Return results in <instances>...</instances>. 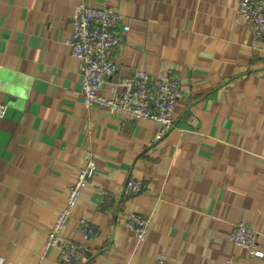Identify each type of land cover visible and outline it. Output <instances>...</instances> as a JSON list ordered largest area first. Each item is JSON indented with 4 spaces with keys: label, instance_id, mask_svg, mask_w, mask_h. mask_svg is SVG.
Masks as SVG:
<instances>
[{
    "label": "crops",
    "instance_id": "crops-1",
    "mask_svg": "<svg viewBox=\"0 0 264 264\" xmlns=\"http://www.w3.org/2000/svg\"><path fill=\"white\" fill-rule=\"evenodd\" d=\"M80 5L112 6L129 25L102 93L135 70L178 76L169 130L83 104L81 62L66 44ZM237 6L0 0V264H65L46 237L86 151L96 170L62 232L83 241L76 217L93 224L79 264H264V43ZM128 178L144 189L128 193ZM129 211L151 218L140 242ZM239 222L262 256L230 241Z\"/></svg>",
    "mask_w": 264,
    "mask_h": 264
},
{
    "label": "built area",
    "instance_id": "built-area-1",
    "mask_svg": "<svg viewBox=\"0 0 264 264\" xmlns=\"http://www.w3.org/2000/svg\"><path fill=\"white\" fill-rule=\"evenodd\" d=\"M237 10L248 24L252 39L264 43V0H238ZM120 25L121 30L118 27ZM128 28L122 14L112 6L78 7L73 31L66 44L71 55L81 62L83 104L89 107L98 103L111 113L157 122L160 133H163L174 125V107L182 95L181 83L175 73L152 75L144 70H135L119 82L111 83L112 94L101 92L117 70L112 52L121 41V33ZM84 159L85 163L74 176L66 202L53 220L46 237L48 245L57 246L59 257L65 264H79L86 250L85 242L95 233L89 219L78 215L75 222L81 230L83 241L62 235L67 219L73 217V209L82 190L91 183L96 170L92 152L86 151ZM143 189L141 179L126 180L125 190L128 193H137ZM150 225L149 215L135 211L126 213L125 226L134 233L136 242L146 238ZM256 236V231L242 222L235 223L228 235L232 243L245 247L251 255L262 256V251L256 248ZM156 264L167 263L160 258Z\"/></svg>",
    "mask_w": 264,
    "mask_h": 264
},
{
    "label": "rangeland",
    "instance_id": "rangeland-1",
    "mask_svg": "<svg viewBox=\"0 0 264 264\" xmlns=\"http://www.w3.org/2000/svg\"><path fill=\"white\" fill-rule=\"evenodd\" d=\"M58 214V213H57ZM126 216V215H125ZM245 248V247H244Z\"/></svg>",
    "mask_w": 264,
    "mask_h": 264
}]
</instances>
